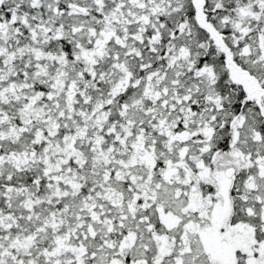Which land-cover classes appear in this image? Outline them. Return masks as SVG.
I'll return each instance as SVG.
<instances>
[{
	"label": "snow or ice",
	"instance_id": "snow-or-ice-1",
	"mask_svg": "<svg viewBox=\"0 0 264 264\" xmlns=\"http://www.w3.org/2000/svg\"><path fill=\"white\" fill-rule=\"evenodd\" d=\"M0 264H264V0H0Z\"/></svg>",
	"mask_w": 264,
	"mask_h": 264
}]
</instances>
